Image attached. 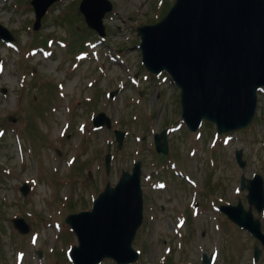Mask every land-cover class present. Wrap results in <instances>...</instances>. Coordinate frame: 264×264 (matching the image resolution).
Listing matches in <instances>:
<instances>
[{"label":"rangeland","instance_id":"1","mask_svg":"<svg viewBox=\"0 0 264 264\" xmlns=\"http://www.w3.org/2000/svg\"><path fill=\"white\" fill-rule=\"evenodd\" d=\"M81 1L53 3L35 30L31 0H0V24L14 36L0 39V264H72L78 242L67 216L90 210L106 183L137 160L146 216L134 264H201L204 253L212 264H264L260 242L217 210L239 199L249 208L241 178H264V88L249 126L219 134L204 121L193 132L170 75L142 63L137 31L160 21L175 0H109L105 36L88 26ZM101 112L111 127L95 126ZM115 130L125 132L121 149ZM163 130L166 155L154 145ZM253 211L264 231V210ZM15 218L29 225L27 234Z\"/></svg>","mask_w":264,"mask_h":264},{"label":"water","instance_id":"2","mask_svg":"<svg viewBox=\"0 0 264 264\" xmlns=\"http://www.w3.org/2000/svg\"><path fill=\"white\" fill-rule=\"evenodd\" d=\"M56 1L31 0L35 30ZM112 9L109 0L80 3L88 26L101 36L106 35L104 16ZM137 31L144 66L150 73L170 75L180 89L182 118L191 131H197L205 120L214 123L219 134L253 122L258 93L264 88V0H175L160 21L139 26ZM0 39L14 40L1 24ZM93 119L96 127L112 125L104 112ZM115 134L121 148L125 132L115 130ZM154 138L156 149L167 154L166 131ZM236 159L240 166L246 165L243 150L236 152ZM111 161L109 153L105 161L107 174L111 172ZM142 174L143 164L138 160L131 170L122 171L115 185L107 183L91 210L67 216L66 223L78 242L70 252L73 264H100L105 259L134 264L139 260L140 252L133 243L145 218ZM26 185L21 188L25 195L30 190ZM241 188L248 191L249 208L239 200L236 205H222L221 211L264 247L262 222L253 211L264 210V178L259 173L251 179L242 176ZM13 224L21 234L30 230L24 219L15 218ZM261 252L255 244V260ZM211 261L204 253L203 264Z\"/></svg>","mask_w":264,"mask_h":264},{"label":"flooded vegetation","instance_id":"3","mask_svg":"<svg viewBox=\"0 0 264 264\" xmlns=\"http://www.w3.org/2000/svg\"><path fill=\"white\" fill-rule=\"evenodd\" d=\"M168 146H169V141H168ZM201 264H203V255H202V258H201Z\"/></svg>","mask_w":264,"mask_h":264},{"label":"trees","instance_id":"4","mask_svg":"<svg viewBox=\"0 0 264 264\" xmlns=\"http://www.w3.org/2000/svg\"><path fill=\"white\" fill-rule=\"evenodd\" d=\"M43 44H44L45 46L47 45V47H48V43H47V42H44V41H43Z\"/></svg>","mask_w":264,"mask_h":264}]
</instances>
